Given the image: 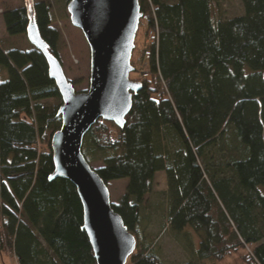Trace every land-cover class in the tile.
<instances>
[{"label": "trees", "instance_id": "1", "mask_svg": "<svg viewBox=\"0 0 264 264\" xmlns=\"http://www.w3.org/2000/svg\"><path fill=\"white\" fill-rule=\"evenodd\" d=\"M240 1L244 15L224 18L215 0H138L139 90L123 128L100 119L83 140L104 184L128 180L112 204L135 239L127 264H162L139 228L162 172L167 228L193 235L200 264H264V0ZM39 33L59 60L58 33ZM0 68V264H96L75 188L49 180L61 98L46 61L0 46Z\"/></svg>", "mask_w": 264, "mask_h": 264}, {"label": "water", "instance_id": "2", "mask_svg": "<svg viewBox=\"0 0 264 264\" xmlns=\"http://www.w3.org/2000/svg\"><path fill=\"white\" fill-rule=\"evenodd\" d=\"M28 43L41 53L61 106L60 129L50 140L54 171L49 180H67L76 190L83 227L96 264H127L135 239L113 211L109 189L85 160L83 140L100 119L123 128L139 84L130 81L131 57L142 19L138 0H70L67 12L90 53L89 86L77 92L61 63L48 51L35 19L32 1L25 5Z\"/></svg>", "mask_w": 264, "mask_h": 264}, {"label": "rangeland", "instance_id": "3", "mask_svg": "<svg viewBox=\"0 0 264 264\" xmlns=\"http://www.w3.org/2000/svg\"><path fill=\"white\" fill-rule=\"evenodd\" d=\"M32 1L38 26L44 25L59 35L58 58L63 72L77 92H85L89 86L90 53L82 33L74 28L69 20L67 5L70 0H0V46L4 50L28 51L25 29L27 25L25 5ZM214 17L232 18L244 15L240 0H215L212 7ZM22 20L18 28H9L13 22ZM143 42L142 26L136 35L135 43ZM7 79V73L0 68V81ZM46 104V102H42ZM53 103V101H49ZM88 138L82 148L85 157L92 159L91 167L102 166V154L92 155L87 146ZM128 180L121 179L107 184L112 204H118L125 193ZM166 180L164 173L155 176L152 194L145 199L141 211L139 228L147 242H151L162 264H200L195 257L196 239L192 234H173L166 225ZM5 264H13L5 258ZM210 264V263H206ZM213 264V263H212Z\"/></svg>", "mask_w": 264, "mask_h": 264}, {"label": "crops", "instance_id": "4", "mask_svg": "<svg viewBox=\"0 0 264 264\" xmlns=\"http://www.w3.org/2000/svg\"><path fill=\"white\" fill-rule=\"evenodd\" d=\"M157 175V174H156Z\"/></svg>", "mask_w": 264, "mask_h": 264}]
</instances>
